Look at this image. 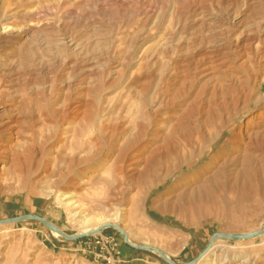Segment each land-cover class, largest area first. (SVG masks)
I'll return each instance as SVG.
<instances>
[{
	"label": "rangeland",
	"instance_id": "1",
	"mask_svg": "<svg viewBox=\"0 0 264 264\" xmlns=\"http://www.w3.org/2000/svg\"><path fill=\"white\" fill-rule=\"evenodd\" d=\"M237 1L0 0V89L34 117L42 159L11 189L0 176V221L37 216L74 236L81 218L58 200L71 193L86 219L115 212L127 237L110 227L67 242L37 222L0 225V264H167L127 241L174 264L212 247L209 264H264L262 236L211 239L264 228V134L245 136L264 73L195 70L231 25L264 33V0ZM70 159L80 186L57 187L42 168L66 173Z\"/></svg>",
	"mask_w": 264,
	"mask_h": 264
},
{
	"label": "bare ground",
	"instance_id": "2",
	"mask_svg": "<svg viewBox=\"0 0 264 264\" xmlns=\"http://www.w3.org/2000/svg\"><path fill=\"white\" fill-rule=\"evenodd\" d=\"M209 1L212 2V0ZM218 2L220 4H226L227 9H232L234 6L238 8L237 0H218ZM245 2L244 6L247 4V1ZM261 21L264 22V18ZM247 24L245 22L244 24L231 25L226 38L221 37L220 39L209 41L204 51L195 55V70L202 75L201 77L214 80L220 74H226V70L234 71L233 69H241L250 77L252 73L254 75L264 73V33H260V26L259 28L255 27L254 30H251V25L248 26ZM236 34L237 36H235ZM263 82L264 78L261 84ZM6 93L7 91L5 89H0V176L4 184L3 189L6 188L8 190L12 188L9 184L10 180L20 181V178L24 176L28 177L30 171H34V173L38 172L42 165V159H35L34 135L32 134L33 126L36 124L34 117L27 114V110L25 109L26 105H23V100L17 101L11 99L10 95H8V100L6 99L7 101L4 102ZM263 102V99H258L254 102V105L258 107ZM250 121L251 124L246 129L245 136L250 140L251 138H257L261 134L263 135L264 108H262L259 114L252 117ZM82 145L83 143L81 147ZM74 163L75 161L73 159L65 162L67 165L66 173L55 171L49 164H44L42 171L45 173L47 179H51L58 174L59 177L55 181V185L70 189L80 186V183L75 182L74 178L70 176ZM77 163L80 162L78 161ZM58 200L61 206L70 211V214L73 211H77L75 213L76 217L81 218L80 221L83 226L81 231L76 235L92 233L102 227H113L126 237V230L121 226L115 212L108 216L100 215L86 219L83 216L85 206L73 200L71 193L60 195ZM55 228L68 236L62 229ZM152 249L160 252L158 249ZM213 249L212 247L206 251L195 264H209L208 257ZM166 257L169 258L168 255Z\"/></svg>",
	"mask_w": 264,
	"mask_h": 264
},
{
	"label": "water",
	"instance_id": "3",
	"mask_svg": "<svg viewBox=\"0 0 264 264\" xmlns=\"http://www.w3.org/2000/svg\"><path fill=\"white\" fill-rule=\"evenodd\" d=\"M23 222H37L42 224L45 228H47L50 232L55 233L57 235H59L64 241L67 242H73V241H77L80 240L86 236H92V235H96L98 233H100L101 231H103L106 228H110V227H102L101 229H98L92 233L89 234H79V235H74V236H66L63 233H61L60 231H58L55 227H53L52 225H50L47 221H45L44 219L37 217V216H32V215H26V216H22V217H16V218H12L10 220L7 221H0V225H9V224H20ZM264 236V228H262L260 231L257 232H253V233H249V234H240V235H231V234H222V233H217L214 234L212 236V240H216V239H220V240H226V241H248L251 239H255L258 237ZM129 246L135 248V249H141L143 251H151L154 253H157L167 264H174L173 262H171V260L169 258L166 257L165 254L157 252L156 250L152 249V248H139V247H134L132 245H130L128 243V241L126 242ZM197 259L186 263V264H193Z\"/></svg>",
	"mask_w": 264,
	"mask_h": 264
}]
</instances>
